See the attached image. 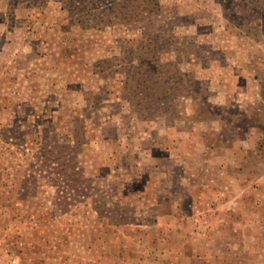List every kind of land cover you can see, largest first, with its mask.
I'll list each match as a JSON object with an SVG mask.
<instances>
[{"label": "rangeland", "instance_id": "374dc122", "mask_svg": "<svg viewBox=\"0 0 264 264\" xmlns=\"http://www.w3.org/2000/svg\"><path fill=\"white\" fill-rule=\"evenodd\" d=\"M203 223L209 264H264V0H0V264H149Z\"/></svg>", "mask_w": 264, "mask_h": 264}, {"label": "crops", "instance_id": "0c3cea01", "mask_svg": "<svg viewBox=\"0 0 264 264\" xmlns=\"http://www.w3.org/2000/svg\"><path fill=\"white\" fill-rule=\"evenodd\" d=\"M226 189H228V187H226ZM242 193L243 191H240L239 193L232 195L227 193L224 194L223 191V195L219 197V199L217 195H215V199H217V201L219 200V203L225 205L227 209H223V212L220 213H217V210H212L211 215H216V218L229 217V219L233 215H237V202L240 200ZM233 221L237 224H241L242 220L236 218ZM212 224L213 223H203L199 226H194L195 228H191L189 232L192 236L189 235L188 239L183 241L184 243L182 245H179V248L169 249V247L166 246L168 244L163 238L156 240V243L159 241V247H157L158 249L156 251L157 254L148 260L149 264H209L211 256L208 254L205 255L207 252L206 249H208L209 244L215 239L216 232L221 231L222 228ZM210 225L212 226L210 227ZM180 230L181 233H183L186 229L184 226H181ZM196 234L201 235V239L197 240ZM194 240H196V244L194 243ZM215 243L218 244L219 242L217 241ZM195 245H200L203 254H198L199 251H196L195 253L193 252L192 249L193 247L195 248Z\"/></svg>", "mask_w": 264, "mask_h": 264}]
</instances>
